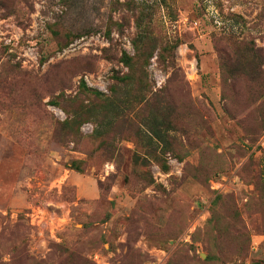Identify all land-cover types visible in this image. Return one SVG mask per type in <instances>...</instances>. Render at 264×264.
<instances>
[{
    "label": "rangeland",
    "instance_id": "obj_1",
    "mask_svg": "<svg viewBox=\"0 0 264 264\" xmlns=\"http://www.w3.org/2000/svg\"><path fill=\"white\" fill-rule=\"evenodd\" d=\"M0 264H264V0H0Z\"/></svg>",
    "mask_w": 264,
    "mask_h": 264
},
{
    "label": "trees",
    "instance_id": "obj_2",
    "mask_svg": "<svg viewBox=\"0 0 264 264\" xmlns=\"http://www.w3.org/2000/svg\"><path fill=\"white\" fill-rule=\"evenodd\" d=\"M135 61V58H127V57H125V58H122V62L127 66V67H129L130 68V70L131 69H133V67H135V65H136V62H134ZM130 75L131 74H128V75H126V79H130ZM142 81H143V79H141ZM140 80V81H141ZM120 81H121V79H120ZM144 82V81H143ZM145 83V82H144ZM145 85H147V83L145 84Z\"/></svg>",
    "mask_w": 264,
    "mask_h": 264
},
{
    "label": "crops",
    "instance_id": "obj_3",
    "mask_svg": "<svg viewBox=\"0 0 264 264\" xmlns=\"http://www.w3.org/2000/svg\"><path fill=\"white\" fill-rule=\"evenodd\" d=\"M78 191H79V193H81L80 190H78Z\"/></svg>",
    "mask_w": 264,
    "mask_h": 264
}]
</instances>
